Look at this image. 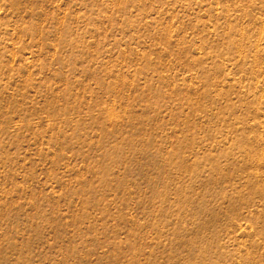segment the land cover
I'll return each mask as SVG.
<instances>
[{
  "label": "rangeland",
  "instance_id": "374dc122",
  "mask_svg": "<svg viewBox=\"0 0 264 264\" xmlns=\"http://www.w3.org/2000/svg\"><path fill=\"white\" fill-rule=\"evenodd\" d=\"M0 264H264V0H0Z\"/></svg>",
  "mask_w": 264,
  "mask_h": 264
}]
</instances>
